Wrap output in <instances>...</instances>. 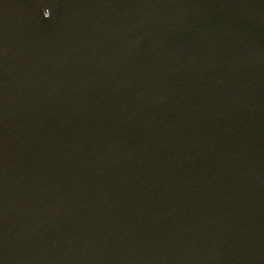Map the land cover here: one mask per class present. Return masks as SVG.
Listing matches in <instances>:
<instances>
[{"label": "water", "instance_id": "1", "mask_svg": "<svg viewBox=\"0 0 264 264\" xmlns=\"http://www.w3.org/2000/svg\"><path fill=\"white\" fill-rule=\"evenodd\" d=\"M0 264H264V0H0Z\"/></svg>", "mask_w": 264, "mask_h": 264}, {"label": "clouds", "instance_id": "2", "mask_svg": "<svg viewBox=\"0 0 264 264\" xmlns=\"http://www.w3.org/2000/svg\"><path fill=\"white\" fill-rule=\"evenodd\" d=\"M49 16H50V14L47 11H45L44 17L48 18Z\"/></svg>", "mask_w": 264, "mask_h": 264}]
</instances>
